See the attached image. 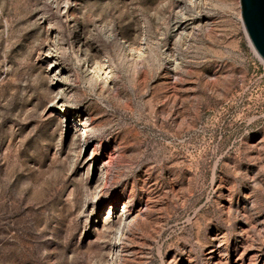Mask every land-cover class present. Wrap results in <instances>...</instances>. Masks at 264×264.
<instances>
[{"label": "rangeland", "instance_id": "rangeland-1", "mask_svg": "<svg viewBox=\"0 0 264 264\" xmlns=\"http://www.w3.org/2000/svg\"><path fill=\"white\" fill-rule=\"evenodd\" d=\"M0 264H264L239 0H0Z\"/></svg>", "mask_w": 264, "mask_h": 264}, {"label": "water", "instance_id": "water-1", "mask_svg": "<svg viewBox=\"0 0 264 264\" xmlns=\"http://www.w3.org/2000/svg\"><path fill=\"white\" fill-rule=\"evenodd\" d=\"M239 7L246 36L264 60V0H239Z\"/></svg>", "mask_w": 264, "mask_h": 264}, {"label": "built area", "instance_id": "built-area-1", "mask_svg": "<svg viewBox=\"0 0 264 264\" xmlns=\"http://www.w3.org/2000/svg\"><path fill=\"white\" fill-rule=\"evenodd\" d=\"M259 61L264 65V60L257 54Z\"/></svg>", "mask_w": 264, "mask_h": 264}, {"label": "bare ground", "instance_id": "bare-ground-1", "mask_svg": "<svg viewBox=\"0 0 264 264\" xmlns=\"http://www.w3.org/2000/svg\"><path fill=\"white\" fill-rule=\"evenodd\" d=\"M102 190V188L101 189H99V191L97 192V191H95L97 194H99L100 193V191Z\"/></svg>", "mask_w": 264, "mask_h": 264}]
</instances>
